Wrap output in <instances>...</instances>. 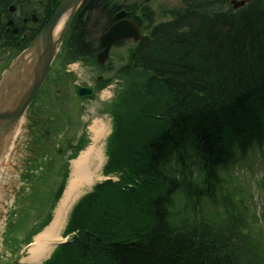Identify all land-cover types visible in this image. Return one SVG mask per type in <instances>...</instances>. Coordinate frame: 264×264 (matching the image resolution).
Segmentation results:
<instances>
[{
	"label": "trees",
	"instance_id": "obj_1",
	"mask_svg": "<svg viewBox=\"0 0 264 264\" xmlns=\"http://www.w3.org/2000/svg\"><path fill=\"white\" fill-rule=\"evenodd\" d=\"M229 1L183 0L159 24L129 6L150 33L128 51L123 88L106 110L104 174L120 181L78 202L64 233L72 241L46 264H264L260 218L230 171L255 147L264 160V0L238 12L224 9ZM119 9V0L86 1L68 63L95 60L91 18L103 34Z\"/></svg>",
	"mask_w": 264,
	"mask_h": 264
},
{
	"label": "rangeland",
	"instance_id": "obj_2",
	"mask_svg": "<svg viewBox=\"0 0 264 264\" xmlns=\"http://www.w3.org/2000/svg\"><path fill=\"white\" fill-rule=\"evenodd\" d=\"M128 5L133 6L134 9H143L146 10V20H154L155 23H164L169 22L172 19V11L175 9L182 10L184 9L183 0H134ZM220 5L217 4V8ZM230 6H226L224 9H228ZM138 11V10H137ZM96 19L94 16L91 18V23L89 26L92 28V33H97V36L101 37V30L93 29ZM104 23H100L102 26ZM148 24V22H147ZM100 28V27H99ZM150 30L145 32V35L149 34ZM68 39H66L67 42ZM65 42V43H66ZM135 46L133 42H125L121 46L114 48L111 52V58L107 65L100 69L97 66H93L89 63L95 62L92 59H86V63L82 64L79 61H75V64L79 66L76 68V71L72 73L74 75L73 81L70 83L71 87L76 89L79 86H92L93 83L97 82V77H102L104 88L108 91H111V99H105L102 97V93L105 90L101 89L98 91V95L89 100L75 99L73 102V107L81 105L80 117L77 119V122L69 130V135L67 140L62 137L60 133L54 140V146L52 151L46 152L48 155L46 160H43V157L40 156V165L36 166L34 175L28 181L27 190L24 191L23 183L24 181L14 180L10 184L14 185V192L7 190L6 195V204H3L6 209V205H9L16 197L15 204L13 208L9 207L8 214H6V209L4 213L0 215V222L7 219L6 230L2 232V227L0 226V235H2L3 245L5 248L0 251V264H8L9 255H15L11 259L15 260L18 258L19 251L21 246H25L32 236L41 229L43 224H46L52 217L53 209L56 204V192L58 189L65 183L67 175L71 174V168L69 166V160L77 154V148L81 147L80 145L90 144L92 138L90 127L95 121H103L104 123L110 125L111 115L108 111L113 102L115 101L117 95L121 92L124 81L118 78L119 68L126 62L128 51ZM67 45H63L59 57L57 58L55 65L53 67V75L57 71L63 68H68L70 65L67 62ZM98 51V50H97ZM96 56V55H95ZM95 59V58H94ZM83 60V59H80ZM71 63V62H70ZM96 63V62H95ZM73 64V63H72ZM90 65V66H89ZM52 83H47L42 91L41 95L48 93V90L52 89ZM103 84H100L101 86ZM73 95V94H72ZM75 97V96H74ZM78 139L80 140V145L75 148L73 151H68V141L74 144ZM26 140H23L20 144H24ZM15 149L19 147L15 144ZM83 146V147H84ZM63 149L65 153L59 155L56 150ZM264 152V149H263ZM20 153L18 152V155ZM42 169V171L38 170ZM13 171V176L17 177L18 172L14 166H11ZM231 173L237 176L239 183L247 188L249 193L252 194L254 202L257 203V206L253 208L254 211L259 214L264 210V162L260 157V151L258 147H255V150L250 152L247 157H240L239 161L236 162L233 169L230 170ZM17 172V173H16ZM70 172V173H69ZM117 176H113V180H117ZM15 193V194H14ZM4 211V210H2ZM10 214V215H9ZM38 225L36 226L35 224ZM41 223V225H39ZM34 224V226H33ZM65 231L63 232V241L66 243L68 239L65 237ZM66 239V240H65ZM72 239V238H70ZM22 244V245H20ZM25 244V245H24ZM15 248V252L13 250ZM13 250V251H9Z\"/></svg>",
	"mask_w": 264,
	"mask_h": 264
},
{
	"label": "bare ground",
	"instance_id": "obj_3",
	"mask_svg": "<svg viewBox=\"0 0 264 264\" xmlns=\"http://www.w3.org/2000/svg\"><path fill=\"white\" fill-rule=\"evenodd\" d=\"M67 19L68 15H65L59 22L53 34L55 40L60 38ZM70 33L71 30L67 31L63 37V40L69 39ZM98 54L99 52L96 51V55ZM18 58L19 56L15 60H17ZM30 60L31 62H34L36 58L30 56V59L28 61L30 62ZM79 62L85 64L86 60H79ZM89 64L97 66L94 61L93 63ZM30 67V64H27L24 66V69H30ZM78 68L79 66L77 65V69ZM4 74L5 73L2 74V77ZM20 76L21 74L17 73V75L13 78L10 77L8 80H6V82H11L13 85H15V88L13 89L15 90V95L19 94L24 83L26 82V79L20 78ZM5 88H7L6 84L4 85V95L2 100L10 104L12 99H10L11 96L9 95V93L12 89L9 92L5 91ZM102 97L105 99H111V91L105 89L102 93ZM1 105L2 104L0 102V109ZM30 110L31 105L27 108L24 116L18 121L15 127V131L8 136L4 151L0 156V215L4 213L7 208L8 209L6 210V214H8L9 207H11L12 209L13 205L15 204L16 197L14 196V200L12 201L10 206L6 205L5 209V206L3 205L6 204V191L11 190L12 192H14L15 189L14 185L10 183L12 181L14 182V180L19 181L17 177L13 176L11 166H14L15 168L22 166L21 168L26 172L28 167H25L24 160L33 154L30 152L32 146H28L27 143L20 145L18 149L14 148L16 147L15 144H17L18 146V144L27 139L29 137L28 135H30V119L27 117ZM90 132L92 135V145L85 151H83L77 159L72 161L71 176L65 187L66 190L62 196V199L58 203L52 222L48 227L45 228L42 233L37 235L32 245L27 249L28 255L25 262L29 264H41L50 259L52 253L55 250V247L61 244L63 241L62 232L65 229V225L68 221L70 212L72 211L73 207L86 194L90 193L96 185L105 181L106 176H103L102 173L104 171V168L106 167V164L108 163V160L110 161V158H108V154L111 149L110 141L112 137V130L110 125L104 123L103 121H95L90 127ZM18 152L20 153L19 155ZM37 157L38 160L37 162H35L36 166L40 165V155ZM42 157L43 160L47 159L48 155H46L45 151L41 153V158ZM25 191L30 190H27L26 188ZM220 194L221 192L219 193V195ZM223 194L224 196L227 195L224 191ZM227 200L231 202L230 199ZM245 203L248 208H254L257 206V203L254 202V199L251 201L245 200ZM262 214H264V210H262ZM7 219L8 218H5L4 220H2V222H0L3 233L4 230H6ZM3 233L0 235V251H2L3 249H7L5 248V245H3Z\"/></svg>",
	"mask_w": 264,
	"mask_h": 264
},
{
	"label": "flooded vegetation",
	"instance_id": "obj_4",
	"mask_svg": "<svg viewBox=\"0 0 264 264\" xmlns=\"http://www.w3.org/2000/svg\"><path fill=\"white\" fill-rule=\"evenodd\" d=\"M62 2L63 0H0V77L40 37ZM126 9L129 14L130 8ZM73 78L72 72L66 68L61 67L54 75L50 69L45 84L52 83L53 87L47 94L37 95L27 116L30 119V135L25 142L32 146L30 152L33 154L24 160L26 166L33 165L42 152H50L60 133L63 140L67 139L69 130L80 117L81 105L76 108L72 106L74 98L81 99L79 90L90 87L96 94L103 82L102 77H97L100 83L95 81L92 86H80L76 89L70 85ZM78 140L79 143L81 139Z\"/></svg>",
	"mask_w": 264,
	"mask_h": 264
},
{
	"label": "water",
	"instance_id": "obj_5",
	"mask_svg": "<svg viewBox=\"0 0 264 264\" xmlns=\"http://www.w3.org/2000/svg\"><path fill=\"white\" fill-rule=\"evenodd\" d=\"M86 0H64L58 8L53 19L35 41L31 48L25 51L6 71L0 79V156L4 151L8 136L14 132L18 121L24 116L27 108L34 100L38 91L42 87L49 68L55 58L59 45L66 32L69 30L72 20ZM128 0H124L126 2ZM248 1H232L231 5L235 10L244 7ZM68 15L63 31L59 39L55 40L53 37L59 22L63 16ZM127 11L122 10L115 16L116 23L110 27L101 37L103 51L97 56L99 64L104 65L109 59L111 49L121 41L133 40L139 42L142 39L141 28L132 20L127 19ZM30 56L36 58L34 62L28 61ZM22 63V64H21ZM30 64V69H24V66ZM20 73V78L26 79L21 91L15 95V85L11 82H6L10 77L13 78ZM5 91L11 90L9 95L11 103L8 104L3 101L4 85ZM92 90L82 89L81 95L83 97H91Z\"/></svg>",
	"mask_w": 264,
	"mask_h": 264
},
{
	"label": "crops",
	"instance_id": "obj_6",
	"mask_svg": "<svg viewBox=\"0 0 264 264\" xmlns=\"http://www.w3.org/2000/svg\"><path fill=\"white\" fill-rule=\"evenodd\" d=\"M25 249H26V248H25V247H23V248H22V250H21V253H22V252H23Z\"/></svg>",
	"mask_w": 264,
	"mask_h": 264
}]
</instances>
